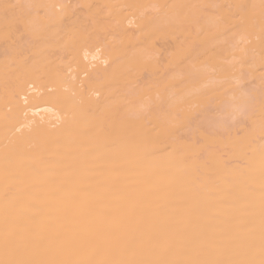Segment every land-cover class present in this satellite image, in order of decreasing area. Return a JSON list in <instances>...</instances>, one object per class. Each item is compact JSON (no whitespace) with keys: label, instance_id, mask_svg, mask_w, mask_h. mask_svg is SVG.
<instances>
[{"label":"bare ground","instance_id":"1","mask_svg":"<svg viewBox=\"0 0 264 264\" xmlns=\"http://www.w3.org/2000/svg\"><path fill=\"white\" fill-rule=\"evenodd\" d=\"M0 264H264V0H0Z\"/></svg>","mask_w":264,"mask_h":264}]
</instances>
